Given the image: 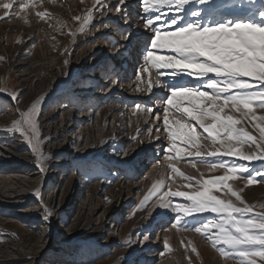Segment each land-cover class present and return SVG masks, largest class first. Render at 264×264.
I'll return each instance as SVG.
<instances>
[{
  "label": "rangeland",
  "instance_id": "374dc122",
  "mask_svg": "<svg viewBox=\"0 0 264 264\" xmlns=\"http://www.w3.org/2000/svg\"><path fill=\"white\" fill-rule=\"evenodd\" d=\"M103 2L107 3L106 0ZM234 2L237 0H212L210 4H194L192 7L202 8L204 19L208 18L210 10L216 13L217 19L222 14L239 16L243 13L245 16L246 10L233 7ZM36 4V8L25 9L19 16L0 19V56L5 57L0 61V84L18 93L19 101H12L6 92L0 93V146L7 148L5 143L22 146L25 150L19 154L27 157L34 168L39 167L36 154L27 141L19 133L7 129L13 120L19 118L17 109L27 110L32 101L45 97L41 102L38 126L41 150L49 158L45 170H38L39 174L29 186L26 185V175H23L20 189L26 192V196L11 194L14 197H10L7 191L14 185L9 182L0 184L3 194L0 197V264H236L222 258L201 234L172 228L175 213L170 209L151 206L152 201L145 208L137 207L152 183L170 171L164 151L169 144L167 133L163 131L161 98L164 92L154 89V94H150L136 90L137 85L141 89L146 87L148 73H144V82L138 81L135 74L143 64L141 52L150 42L151 31L144 28L143 21L122 29L125 18L115 17L119 41L116 42L111 33L99 36L103 26L98 22L89 27L93 38L84 45L80 43V22L73 17H83L87 9H94L95 0H36ZM116 4L117 1L113 5L107 4L112 5L113 14L116 13ZM131 7L130 18L134 17L132 12L141 16L138 12L142 10L140 3L135 2ZM37 11L49 15L41 19L35 14ZM106 12L98 14L95 19L100 20ZM3 14L4 10L0 9V17ZM112 28L110 26L107 31ZM126 34H130L128 39H125ZM133 36L138 37L134 39ZM132 39L136 61L127 66L121 77L112 76L111 69L115 63L116 69L122 67L120 62L125 55L122 51L112 61L109 56L106 69L110 72L93 69L95 61L105 60L104 56L98 59L104 49L111 55L113 51L123 49L125 41ZM75 67L79 82L73 88V95L83 98L73 101L72 95L62 93V99L54 102L46 99L49 93L62 89V82L65 87L67 74L75 71ZM93 72L97 78L90 79L89 74ZM71 77L73 83L75 76ZM151 78H156L154 70ZM114 81L118 83L114 84ZM181 82L190 84L193 80L185 76ZM72 83L61 92L69 89ZM129 84L134 85L129 89ZM45 103L48 106L43 109ZM58 104L67 106L65 113L57 114ZM136 104L141 108L154 107L159 119H155L153 113L145 115L137 110ZM88 107L98 112L85 120L79 132L74 117ZM50 112L54 115L50 116ZM257 112L264 114L259 109ZM174 114L170 107V120ZM48 115L50 120L44 128L42 121ZM157 127L161 131L148 130ZM248 130L254 136L258 135L251 127ZM202 143L211 150L209 141L203 140ZM60 152L63 154L54 157ZM16 156L0 148V162L14 161ZM209 159L216 160L215 157ZM173 163L186 175H198L183 161ZM244 163L261 167L258 161ZM197 167L206 178L223 174V170L208 172L204 165L198 164ZM184 183L177 177L173 190ZM229 183L241 187L245 184L242 180ZM38 189L41 195L37 200L28 199L31 191L35 194ZM242 196L249 204L264 203V180L257 177L256 182L244 187ZM173 199L186 203L183 198ZM45 207L54 213L53 218H44ZM144 235H148L149 240L143 241ZM165 238L169 242L167 249ZM188 241L192 244L189 245ZM192 246L197 252L191 251ZM137 247L139 249L135 252ZM127 253L130 258L124 260Z\"/></svg>",
  "mask_w": 264,
  "mask_h": 264
},
{
  "label": "snow or ice",
  "instance_id": "6c2138e0",
  "mask_svg": "<svg viewBox=\"0 0 264 264\" xmlns=\"http://www.w3.org/2000/svg\"><path fill=\"white\" fill-rule=\"evenodd\" d=\"M138 2L144 13L143 26L152 35L141 52L140 71L135 74L138 81L144 82V73H148L146 87L141 89L137 85L136 90L150 94H154V89L164 92L163 131L169 141L164 151L170 171L152 183L137 207L145 208L152 201L151 206L170 209L175 213L172 228L201 234L226 260L236 264H264V203L249 204L242 196L244 187L256 182L257 177L264 180V114L257 112L264 111V0H259L258 6L257 0H237L233 7H240L247 14H222L219 19L211 10L204 19L203 9L192 7L210 4L212 0ZM126 3L127 0H117L115 11L123 13L128 23ZM36 7V0H0V9L4 10L0 19H11L25 9ZM94 7L101 15L111 10L103 0H95ZM35 14L41 19L49 15L42 11ZM93 18V8L87 9L83 17H73L80 22V33ZM129 36L126 34L125 39ZM4 59L0 56V61ZM67 63L65 60L64 64ZM153 70L155 79L151 78ZM185 76L193 83L181 82ZM5 92L12 101L19 102L18 93L0 84V93ZM43 99L32 101L27 110L17 109L19 118L7 129L19 133L31 146L41 172L47 159L40 147L38 126ZM170 107L175 113L171 120ZM135 108L145 115L153 113L159 119L154 107L141 108L136 104ZM249 127L258 135L254 136ZM148 130L161 131L158 127ZM203 140L209 141L211 150ZM173 161L189 164L198 175H186ZM245 161H258L261 167ZM198 164L204 165L208 172L223 170V174L206 178ZM177 177L186 183L173 190ZM237 180L244 181V186L229 183ZM35 194L39 197L40 190ZM173 198H183L186 203L174 202ZM43 211L45 219L52 215L47 207ZM149 238L144 235L143 241ZM164 246L169 248L167 238ZM191 251L197 252L196 247L192 246Z\"/></svg>",
  "mask_w": 264,
  "mask_h": 264
},
{
  "label": "bare ground",
  "instance_id": "6f19581e",
  "mask_svg": "<svg viewBox=\"0 0 264 264\" xmlns=\"http://www.w3.org/2000/svg\"><path fill=\"white\" fill-rule=\"evenodd\" d=\"M104 1V0H103ZM107 3L106 4H114L117 0H106ZM138 0H127V3H126V8H125V11L131 15L129 13V11L131 10V6L136 2V4H138L139 2H137ZM110 5V6H112ZM137 12V11H136ZM139 14H141V16H135V12H132V16L134 17H131L128 15L127 16V19H128V23H124L122 24V29L124 27H131V26H137L139 22L142 21L141 17L144 15V13L141 11H138ZM134 13V14H133ZM100 14V12L96 11L95 10V7L93 9V20L91 22L90 25L86 26L85 27V31L82 33V38L80 40V43L84 44V45H87L88 44V41L91 40L93 37V33L92 35L89 33L91 30H89L90 26H92L94 23H98L100 22L103 26L102 28V31H100V34L99 36H103L105 34H108L111 33V37H115L116 39V42L117 40L119 41V32L117 33L116 30L118 27H116V20H115V17H119V18H125V15L121 12H117L115 14L112 13V10H109L106 12V14L103 16V18H101L100 20H96V16ZM244 15L243 13H240L239 16H242ZM129 17V18H128ZM116 22V23H115ZM121 23V22H120ZM112 26L114 28H112L110 31H107L108 28ZM121 27H120V30H121ZM101 28V27H99ZM119 29V28H118ZM108 32V33H107ZM80 34V33H78ZM75 35V33H74ZM98 35V34H96ZM136 37L138 36H133V38L135 39ZM141 37V36H140ZM95 40V38H94ZM112 40V38L110 39ZM133 39L132 40H127L124 42V48L123 49H120L119 51H116V52H112V54L114 55L113 57L115 58H118L119 57V53L122 51V52H126L125 55H124V60L122 62H120V70L119 69H116L117 67V63H115L111 69V72H114L112 74V76H118V77H121L125 71L127 70V66H129L130 64L134 63L136 60H135V56H134V53H133V50H132V47L134 45H131V43H133ZM99 43H101V41H99ZM109 48V46H108ZM114 49H116L115 47V44H114ZM111 54V55H112ZM106 55V57H105ZM104 56V59L105 60H98V61H95L93 64V69H96L97 71H101V72H110V70L107 71L106 69V62L107 60H109V56H110V53L107 51V49H104L103 53L99 56L98 59H101L102 57ZM101 61H104V62H101ZM75 66V65H74ZM85 69H89V68H85ZM115 70V71H113ZM95 72L93 73H90L89 74V77L90 79H94V78H97V76H95ZM68 75V76H67ZM66 76V81H64V84H65V87L67 88L71 83H72V77L71 75H74L75 78H74V81L72 83V85L70 86L69 89H67L65 92H61L63 91V82H62V89H60V91L56 90L54 91L53 93H49L48 95L49 96H46V99L49 98V101L50 102H54L56 100H59V99H62V93L65 94H69V95H72L74 99H72L73 101H76V100H79V99H82L83 97L81 95H73L75 92L73 91V88L74 86H76L78 84L79 81L78 80V74H77V68L75 67V71H73L72 73H68ZM70 76V77H69ZM70 83L68 86L66 85V83ZM134 84H129V89L132 88ZM55 88V86H54ZM57 88V87H56ZM123 94V93H122ZM132 97V96H131ZM45 98V97H44ZM66 98V97H65ZM133 98V97H132ZM48 101V102H49ZM48 106V103H45L43 104V109H45L46 107ZM56 107H58L59 111L57 112V114L59 115V113L61 112H66L67 110V106L63 107L62 104H58ZM85 112V113H84ZM95 112H98L96 110H93L92 107H88L86 109H83V110H80L79 111V115L81 114V116H78V118L82 117V118H85L86 117V120L89 119ZM55 113V112H54ZM54 115L53 113L50 112V116ZM50 116H46V118L42 121V124L44 125L43 127L46 128L47 126H45V123L47 121L50 120ZM84 123H80L78 124V128H79V132L81 131L82 129V125ZM116 135V134H115ZM74 138V137H73ZM112 139H115V138H112ZM119 139V137L117 138ZM4 140H2L1 142H3ZM6 142H9L8 140ZM3 144V143H2ZM4 145H7V148H10V149H7V148H3L2 146H0V148L12 155H17L16 158L14 159V161H4V162H0V184L1 183H12L14 186H12V188L7 191L9 192L8 195H10V197H14V196H19V195H25L26 196V192L24 193L21 189H20V185H22V183L24 182L22 180L23 178V175H26V185L29 186L30 184H32V182L34 181V179L37 177V175L39 174L38 170H40V167L36 166L34 168V166L31 164V162L28 160L27 157H24L22 154H19V153H22L25 149L22 147V146H19V145H15V146H10L8 145L7 143H5ZM60 154H63V152H60V153H56L54 154V157H56V155H60ZM49 158V155L47 156V159L44 161V165L46 164L47 160ZM56 161V160H54ZM58 162V161H57ZM55 163V162H54ZM59 165V164H58ZM55 170L53 171V174H55ZM57 175V174H56ZM50 176V175H49ZM2 186V185H1ZM8 187V186H7ZM4 189V188H3ZM22 192H20V194H16L19 193L18 191L20 190ZM5 190V189H4ZM11 194H14L11 195ZM16 194V195H15ZM3 196L2 194V191L0 190V197ZM5 198H7L8 196H4ZM9 197V198H10ZM3 198V197H2ZM20 198V197H19ZM28 199H35L37 200V196L36 194L30 193V195H28ZM21 200V199H20ZM13 201V200H12ZM15 201V200H14ZM17 201V200H16ZM16 203V202H15ZM69 205V204H68ZM49 209V208H48ZM52 212V211H51ZM95 214H97V209L94 211V216ZM54 217V213L52 212V215L50 216V218H53ZM139 248L137 247L136 248V251L138 250ZM130 258V255L127 253L124 260H129Z\"/></svg>",
  "mask_w": 264,
  "mask_h": 264
}]
</instances>
